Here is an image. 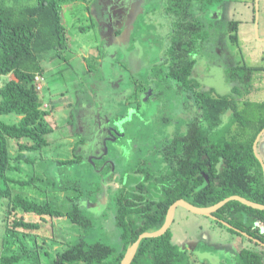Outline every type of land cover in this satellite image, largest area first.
Segmentation results:
<instances>
[{
  "label": "trees",
  "instance_id": "trees-1",
  "mask_svg": "<svg viewBox=\"0 0 264 264\" xmlns=\"http://www.w3.org/2000/svg\"><path fill=\"white\" fill-rule=\"evenodd\" d=\"M33 1L36 2L32 5L11 7L5 5L6 0H0V77L12 76L0 86V115L17 114L21 117L15 125L0 123V207L2 209L6 206L4 201L9 200V213L19 209L24 215L34 214L43 221L47 218H68L74 225L81 227L86 236L93 231L94 224L100 219L95 218L85 207L74 203L71 204V210L64 212L47 201L38 203L20 194L12 196L10 189L11 183L25 188L39 180L38 176H31L27 180L16 181L9 174L21 172L22 163L30 165L34 162L25 152L34 153L48 147L46 136L53 130L48 121L52 114L42 103L37 77L43 78L44 68L41 62L47 58V52L56 50L57 56H63L62 51L70 47L59 2ZM226 1L228 0H166V12L171 14L177 30L171 38L168 53L166 52V62L170 65V76L182 89L195 83L192 71L196 61L190 58L197 53L198 40L206 42L210 39L209 28L199 18V13L205 15L206 9ZM211 25L210 21V28ZM238 27L239 21L236 20L230 21L225 27L227 41L234 49L238 45ZM51 57L54 60L56 55L52 54ZM258 71H264V66H249L242 60L232 63L225 71L227 82L231 84V93L239 97L252 93V82L256 78L260 80ZM212 93L213 91L204 92L203 121L193 124L186 138L179 139L176 143L173 179L165 182L164 190L147 192L141 195L139 202L135 201L138 199L137 192H126V187H121L119 193L114 195L112 233L116 232V246L100 241L88 243L86 237H83L56 259L43 263L45 260L38 253L37 246L29 249L25 235L17 231H36L41 225L20 217L14 220L12 230L6 231L8 238L3 242V249L8 247L10 253L1 256L0 264H21L29 258L36 264H120L127 249L142 233L154 232L162 227L169 207L180 199L197 207H209L237 195L264 205L263 170L253 151L254 140L264 127V119L259 121L261 126L255 124L258 123L255 113L258 111L259 114H264V101L254 107L245 102L246 108H240L237 98L226 95L216 99ZM226 112H232L234 118L221 128L222 116ZM239 121L245 126L254 127L255 131L249 134L247 132V136L239 141L234 138L232 142L229 139L231 128ZM69 123H73L72 118ZM8 139H13L20 150L14 158H11L8 150ZM82 161L81 156L75 155L74 159L57 162L62 165H80ZM90 170L92 167L88 163L81 167L83 175L84 171ZM252 170L253 179L249 175ZM40 182L46 184L43 180ZM99 187L87 183V188L79 192L76 198L93 199L95 190ZM69 189H72L70 185H61L62 192ZM123 196H126L127 201L123 200ZM214 217L221 226H225L223 221L231 225L232 228L225 226L231 232L264 244V211L238 201H230L215 212ZM104 223L101 222L102 229H108L107 223ZM172 238L170 228L161 237L143 239L131 264H194L192 256H197L182 251L173 243ZM15 246L20 253L13 250ZM44 254L48 255L47 252ZM234 256L236 264H264L261 255L250 249H242Z\"/></svg>",
  "mask_w": 264,
  "mask_h": 264
},
{
  "label": "rangeland",
  "instance_id": "rangeland-1",
  "mask_svg": "<svg viewBox=\"0 0 264 264\" xmlns=\"http://www.w3.org/2000/svg\"><path fill=\"white\" fill-rule=\"evenodd\" d=\"M57 1L62 9L63 23L68 30L70 47L62 51L63 56H57L56 50H51L50 53H46L48 54L47 58L45 60L43 59L41 62L44 68V79L41 81V84H39L41 87L40 98L42 103L52 114L48 121L53 130L46 136V139L49 141L48 147L34 153L25 152L35 163L33 162L30 165L22 163L21 172L10 173L9 175L14 177L16 181L27 180L31 178V176H38L40 181L43 180L44 183H46L43 185L42 182L38 180L36 183L25 188L11 183L10 189L12 191V196L20 194L38 203L47 201L54 208L66 212L71 210V204H77V201H75L77 199L76 197L79 196V192L87 188V183H93L94 186L99 185L100 187L105 183L104 177L95 173L93 167L90 171H84L85 174L83 175L81 171L82 166L78 164L62 165L60 162H57L59 160L74 159L75 153H79L80 144L77 142L78 140H75L77 137L79 138V136H75V131H73L71 127L72 124L70 125L69 121L71 118L73 119V116L75 117L76 112L74 108L82 104V102H80L81 99L90 98L89 95H92L88 87V80L89 78L98 76L97 72L101 70L98 68L96 70V63L98 61L95 60V57H97V59L100 58L96 51L97 49L101 50L100 45L103 39L100 40L102 33L100 29L102 22L100 20L101 9L99 5L95 3L96 0H93L94 2L91 0H78L74 2H65L64 0ZM35 2L36 1L33 0H13L11 2L6 0L4 3L11 7H21L24 5H32ZM156 2L157 4L154 7L158 11L152 16H148V23L146 20L147 16L144 17L142 15L143 18L138 21L140 28L137 29L135 33L136 37L137 35L139 36L137 40L132 42L129 53H123L125 63L127 64V61H129L130 71L137 77L142 78L143 81H146V78L149 79L148 81L151 82L153 90H149L148 92H152V95L154 93L157 95H155L156 97L152 96L148 99L150 100L148 106L152 109V113L149 116L146 115V117L143 115V119H150L147 125L143 127V124L140 122L142 115H140L141 117H132L130 121L126 118L123 122L129 121L125 126L126 130L124 132L126 141H130L129 146L132 147L130 148L131 155L128 154L123 157L115 153V151H111L108 153V156H106L115 162L117 167L116 170L121 172H126V170L134 166L136 162H139L146 151L152 150L154 145H160V138L168 131L166 123L169 122L170 124L171 122L174 123L176 120L179 121L178 114L180 111H183L182 108H184L186 100L189 99L191 95V92H184V89L179 91L166 86L168 82L167 79L163 81L165 79L164 71H166L168 67H164L165 65H163L162 59L163 57H167L165 53L169 49L167 46L170 42L169 38L172 34L174 22H172L171 15L165 12L167 7V5L164 4L165 2L163 0H154V3ZM231 2L233 1H227L221 4L225 6L227 3L229 4ZM151 4L152 3H150V5ZM228 4L225 7L226 17L221 21L224 33L226 31L224 29L226 24L232 20L234 21L236 18L234 6L229 9ZM151 18L153 22H151ZM140 34L142 36V44H140L143 47L139 44ZM147 41L149 44L154 45L153 50L144 47ZM225 45L227 46H225L226 48L230 49L229 52H234L235 58L233 61L242 60L243 63L248 65L247 61L243 60L242 52H240L241 47L237 50V54H235V49H237V47L234 49L227 41ZM242 49L243 48H241V50ZM52 54L56 55L54 60H51ZM257 54L259 55V53ZM224 66L226 68V65ZM124 69L125 67L123 66L121 70ZM104 70L108 73L105 68ZM151 73L152 77L154 75L159 79H157V83H152L153 79L149 78ZM257 75L260 76L258 77L260 80L256 78L252 82L255 96L244 97V100L241 101V108L245 106V102H249L250 107H254L259 106L261 100L263 101L264 71H258ZM11 77V75L0 77V86L5 84ZM161 82L164 86L160 85ZM122 85V82L114 85V92L117 93V91L122 88ZM254 98L256 100H254ZM114 103L119 104L118 101H114ZM119 112L121 111L119 110ZM20 118L21 117L17 114L0 115V123L15 125L19 122ZM83 123L87 124L89 121L84 122L83 120ZM97 143H95L97 146L93 147L94 145L92 146L90 141L89 143L86 141L87 147H89V149L92 148L94 153H98L99 150L104 149V145L102 147L100 146V140ZM88 144H91V146H88ZM8 150L11 158L16 157L20 153L13 139H8ZM127 158L129 161L126 163L125 159ZM152 159H156V156H153ZM47 183H53V185L50 186ZM63 184L70 185L72 189L62 192L61 185ZM112 191L115 192V188ZM8 201H4L6 206L2 209L0 207V258L2 255L10 253L8 247H4L3 249V242L8 238L6 231L12 230L14 220L20 217H23L26 221L40 223L41 227L39 230L22 231L18 229L17 231L25 235V242L29 249L34 248L35 245L37 246L38 253H40L45 260L43 263H47L46 261L51 262L56 259L60 253L76 244L83 237H86L88 243L100 241L115 246L117 245V238L115 237L116 232L112 233L114 229L113 225L110 231H108V229L104 230L102 229L101 221L97 220L94 224L93 231L84 236V230L74 225L68 218H47L43 221L34 214L24 215L19 209L17 212L9 213L10 208H8ZM111 203L114 204L113 199ZM171 230L174 237L177 239L180 236L182 239H188L195 245L197 244L196 247L198 248L194 253L197 257L195 258V256H192L194 264H213L209 256H201V253L211 255L215 264H236L234 254L239 253L242 249H250L259 253L264 262L263 244L251 240L246 236L239 235L238 233H233L225 226L219 225L216 220L193 214L182 207H178L175 210ZM212 243H219L220 248H225L228 255L223 254L221 250H219L217 254H212V252L215 251L213 249L214 247H212ZM1 247L3 250H1ZM13 250H15L16 253L21 252L17 246H15ZM45 252L48 253L47 256L44 254ZM201 260L204 261L201 262ZM32 261L33 260L30 258L25 259L21 264H36Z\"/></svg>",
  "mask_w": 264,
  "mask_h": 264
},
{
  "label": "flooded vegetation",
  "instance_id": "flooded-vegetation-1",
  "mask_svg": "<svg viewBox=\"0 0 264 264\" xmlns=\"http://www.w3.org/2000/svg\"><path fill=\"white\" fill-rule=\"evenodd\" d=\"M101 1L102 0H100V3ZM141 1L142 0H103L104 3L100 4L99 1L96 0L95 3H97L101 9L100 20L102 22L100 29L102 31L104 29L106 34L103 38L100 31V40H103L100 45L101 50L97 49L96 51L100 58L97 59V57H95V60L98 61L96 63V70L97 68L101 70L97 72L99 77L95 76L94 78H89L88 87L92 95H89L90 98L81 99L80 102H82V104L74 108L76 115L75 117L73 116L72 125L70 124L73 131H75V136H79V138L77 137L75 140H78L77 142L80 144V150L79 153H75V155L82 157L83 161L80 163V166H83L84 163H88L93 167L95 173L100 174L105 180L104 185L95 190L93 199H82V197H80L75 201H77V205L83 206L86 210L91 211L95 218L100 219L101 222L104 221L107 223L106 227L109 230H111L110 228L112 227L113 209L115 208L111 201L112 199L114 200V195L119 193L121 187H126V192H137L138 199L135 201L139 202L141 195L147 192H162L166 185L165 182H170L173 179L174 174H172V171H174L176 167V143L179 139L186 138L187 132L191 130L193 124L203 121V102L206 96L204 92L213 91L212 96L216 99H220L226 95L233 96L239 101L240 108L241 101L244 100V97L255 96L254 92L243 95L242 97L231 93V84L227 82L228 79L225 75V71L235 62L233 61L235 57L233 54H230L232 52H229V48L228 50L224 48L225 33L223 32L222 20L220 21L212 16L214 14L216 15L218 7L221 4L216 5L214 8L206 9V16L197 11V14L199 13V18L206 22V28H209L210 39L206 42L198 40L199 47L197 53L190 58L196 61V65L192 71V78L195 80V83L189 88H183L184 92H191V95L189 99L186 100L184 108H182L183 111H180L178 114L179 121L176 120L174 123L171 122L170 124L169 122L166 123L168 131L160 138V145H154L152 150H147L143 157L140 158L139 162H136L134 166L127 169L126 172L116 170L117 167L115 162L106 156H108V153L111 151H115V153L123 157L128 154L131 155L130 148L132 147L129 146L130 141H126L124 132L126 130L125 126L132 117H141L140 115H142L140 122L143 124V127L147 125L150 119H143V115L146 117V115L149 116L152 113V109L148 106L150 102L148 99L152 96L156 97L155 95H157L156 93L152 95V92H148L149 90H153L151 82L148 81L149 79L146 78V81H143L142 78L134 75V73L130 71L129 61H127L126 64L123 56L125 53H129L132 42L137 40L139 36H135L137 29L140 28L138 21L143 18V16H147L146 20L148 23V16L150 17L158 11L154 7L157 2L154 3V0H145L143 12L136 17L133 23V31L128 46H125L124 50H122L119 45V37L125 31V25L120 26L119 24L123 22L124 15L129 13L130 9L133 7L132 5ZM164 2V4L167 5L166 0ZM150 3L152 4L150 5ZM120 11L121 13H119ZM210 21L212 22L211 28L209 26ZM151 22H153L152 18ZM172 22H174L173 18ZM176 33L177 30L173 26L172 34L169 38L170 42L172 40L171 38L175 36ZM141 37L140 34L139 44L141 43ZM170 42L167 47L170 46ZM144 47L153 50L154 45L149 44L147 41ZM112 48L114 53H110V49ZM110 54L114 58L109 63L108 73H106L103 68L104 59ZM162 63L165 65L164 67H168V69L164 71L165 79L163 80L165 81L167 79L168 82L166 86L179 91L182 90L175 81H172L173 78L170 76L169 69L170 65L166 62V58L163 57ZM224 65H226V68ZM123 66L125 69L121 70ZM149 78L153 79L152 83H157L159 80L154 75L152 77V73L149 75ZM119 82H122L123 85L121 86L122 88L117 91V95V93L114 92V85L119 84ZM160 85L164 86L162 82ZM254 100L256 99L254 98ZM114 101H118L119 104H115ZM119 110L121 112H119ZM126 118L129 119V121L123 123ZM232 118H234V114L232 112H226L222 116L221 128L227 125ZM255 119L258 122L255 124L261 126V122L259 121L264 119V114H259L257 111L255 113ZM83 120L84 122L89 121V123L84 124ZM263 130L264 127L259 131L258 135ZM254 131V127L245 126L239 121L232 126L229 139L233 142L235 140L234 138H237L239 141L243 136H247V132L249 134ZM242 132L243 134H241ZM256 138L253 143L254 155ZM99 140L100 146L102 147L104 145V149L99 150L98 153H94L92 148L89 149V147H87L86 141H88V143L90 141L92 146L94 145L93 147H95L97 146L95 143ZM89 145L91 146V144H88V146ZM262 145L264 146V132L256 144V153L264 162V155L258 151V148L262 147ZM153 156H156V159H152ZM128 161V158L125 159L126 163ZM249 175L253 179L254 171H250ZM132 179L136 181H132ZM114 188L115 192L112 191ZM129 199L134 200L132 198ZM123 200L127 201L126 196H123ZM196 250L197 248L189 252L194 254ZM202 261L204 260H201V262Z\"/></svg>",
  "mask_w": 264,
  "mask_h": 264
},
{
  "label": "water",
  "instance_id": "water-1",
  "mask_svg": "<svg viewBox=\"0 0 264 264\" xmlns=\"http://www.w3.org/2000/svg\"><path fill=\"white\" fill-rule=\"evenodd\" d=\"M99 3H100V0H98ZM145 0H142L141 2H136L134 5H132L133 7L130 9L129 13L124 15V20L122 23H120L119 25L120 26H124L125 25V31L124 33L119 37V40H120V47L122 48V50H124V47L125 46H128L129 44V41H130V37H131V34H132V31H133V23L136 19V17L141 14L143 12V4H144ZM103 0L101 1L100 4H103ZM255 10H256V15H255V29H256V33H257V30H258V18H259V2L258 0H255ZM121 13V11L119 12ZM105 30L103 29L102 31V37L104 38V36L106 35L105 33ZM110 53H114V50L113 48L110 49ZM113 56L110 54V55H107L104 59V68L106 70L109 69V63L113 60ZM264 132V130L258 135V137L256 138V141H255V145H254V150H255V155L257 157V159L259 160L260 164L262 165V168H263V172H264V162L262 161V159L258 156V154L256 153V144L260 138V136L262 135V133ZM230 201H238L240 202L241 204L243 205H246L248 207H251L253 209H256V210H261V211H264V205L262 204H258V203H255V202H252L246 198H243L241 196H230L228 198H225L224 200L212 205V206H209V207H197V206H194L192 205L191 203L185 201L184 199H180L178 201H176L175 203H173L168 211H167V214H166V218H165V221H164V224L162 225V227L160 229H158L157 231H154V232H144L142 233L136 242H134L126 251L125 253V256L124 258L122 259L121 263L120 264H131L136 256V253H137V250H138V247L141 243V241L145 238H158V237H161L163 236L171 227L172 223H173V220H174V213H175V210L178 208V207H182L186 210H188L189 212L193 213V214H196V215H202V216H206V217H209V218H212L213 220H216V218L214 217V213L217 212L219 209H221L222 207H224L228 202ZM223 224L225 226H227L228 228H232L231 225H229L228 223L224 222L223 221ZM256 242L260 243L258 240H255ZM262 244V243H260ZM264 245V244H263ZM203 255H206L209 256V259L211 260V262L214 263V260H212V256L211 255H208V254H203ZM202 258V257H201ZM218 258V257H216Z\"/></svg>",
  "mask_w": 264,
  "mask_h": 264
},
{
  "label": "crops",
  "instance_id": "crops-1",
  "mask_svg": "<svg viewBox=\"0 0 264 264\" xmlns=\"http://www.w3.org/2000/svg\"><path fill=\"white\" fill-rule=\"evenodd\" d=\"M229 2L231 0H228ZM227 2V1H226ZM259 2V18H258V30L256 33L255 29V0H233L231 3H227L230 7L234 6L236 18L234 21H239L238 27V45L235 49V54H237V50L239 48H243L240 52H242L243 60L247 61L250 66H264V0H258ZM222 4L218 7V12L214 16L218 20H223L226 16L225 7ZM227 41V35L224 34V48ZM228 43V41H227ZM226 46V47H225ZM239 46V47H238ZM259 53V55L257 54ZM234 55V52L232 53ZM258 55V56H257ZM237 61V60H236ZM264 146L258 148V151L264 155ZM174 244H176L182 251H191L198 247L191 240L182 239L180 236L177 239L176 237L172 238ZM213 244V243H212ZM215 250L212 254L222 251L223 254H227L228 252L225 248L221 249L219 243H215L212 245ZM226 250V251H225Z\"/></svg>",
  "mask_w": 264,
  "mask_h": 264
},
{
  "label": "built area",
  "instance_id": "built-area-1",
  "mask_svg": "<svg viewBox=\"0 0 264 264\" xmlns=\"http://www.w3.org/2000/svg\"><path fill=\"white\" fill-rule=\"evenodd\" d=\"M37 81H39V84H41V81H43V78L42 77H37ZM39 84H38V87L41 88Z\"/></svg>",
  "mask_w": 264,
  "mask_h": 264
}]
</instances>
